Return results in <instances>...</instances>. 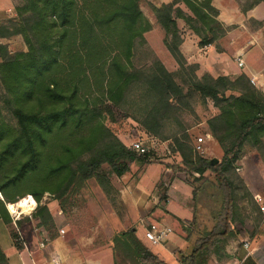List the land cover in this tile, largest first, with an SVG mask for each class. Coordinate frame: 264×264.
<instances>
[{
  "label": "trees",
  "instance_id": "1",
  "mask_svg": "<svg viewBox=\"0 0 264 264\" xmlns=\"http://www.w3.org/2000/svg\"><path fill=\"white\" fill-rule=\"evenodd\" d=\"M141 1L17 0L15 16L0 23V38L20 35L26 47L10 51L0 43V220L16 250L23 248L18 227L27 217L13 222L6 203L12 212L25 195L33 197L32 217L49 229L54 225L51 211L40 203L45 192L64 212L88 180L106 190L111 175H124L134 162L154 161L151 152L129 149L102 124L95 102L106 98L149 133L171 138L181 157L172 168L201 179L192 188L193 202L205 193L216 203L209 229L182 224L190 246L176 248L173 262L163 260L129 226L111 237L112 264H208L212 256L219 262L230 258L224 245L235 235L237 221L234 164L245 143L264 154V93L244 73L199 79L197 64L181 54L177 19L192 30L199 46L228 30L211 0L152 6L163 42L179 67L169 71L156 57L136 66L135 49L145 45L144 33L151 27ZM195 97L209 98L217 107L207 120L222 151L216 163L193 153L186 126L178 122L179 111ZM0 264H7L1 247Z\"/></svg>",
  "mask_w": 264,
  "mask_h": 264
},
{
  "label": "rangeland",
  "instance_id": "2",
  "mask_svg": "<svg viewBox=\"0 0 264 264\" xmlns=\"http://www.w3.org/2000/svg\"><path fill=\"white\" fill-rule=\"evenodd\" d=\"M169 1L171 0H142L140 2V9L149 20L151 27L144 33L145 45L139 46L137 50L135 49L133 61L136 66L149 65L152 59L156 57L167 70L175 71L178 69L177 61L163 42L164 30L159 25L153 12V7H159L162 3ZM254 1L244 0L241 4L242 9L247 4L254 3ZM13 2L15 5L17 0H13ZM178 4L184 10L186 9L181 2H178ZM260 22V25L258 24L259 22L254 23V28H260L264 24V20ZM176 23L182 36L181 44L186 40L191 44L194 43L198 49L209 45H212L216 50L219 48L218 40L208 45L199 46L198 38L192 30L181 19H177ZM0 43H5L10 51L26 49L20 35L0 38ZM183 57L187 63L197 64L198 68L195 70L197 78L202 79L204 74H210L207 71H203L199 63L192 59H186L184 55ZM240 61L241 59H237V64L243 65V63L240 64ZM210 75L213 77L220 76ZM95 107L101 111L99 119L102 124L110 129L124 145L127 146L131 140L135 139L144 141L148 145V151L151 152L154 161L147 164L134 162L130 165V170L124 175L120 177L111 175V185L106 189L107 191L94 180H88L74 198L73 204L67 205L64 212L58 207L54 196L45 192L40 203L49 205L51 207L50 211L54 212V214L58 210L61 211L57 214L58 219H60L58 225L56 226L54 223L52 227L45 229L37 225L32 214L31 216L22 214L20 219L22 217H27V219L22 220L21 224H26L32 220L31 228L37 235L39 245L41 242L45 245L48 239L52 238L51 236H61L64 239L65 245L63 246L65 247V256L67 258L76 260L80 257L85 259L93 257V259H100L104 263V259H107L104 252H111L110 240L113 233L133 226L131 223L126 225L125 219L129 218V216L120 199L119 190L124 191V189H132L133 186H140L147 195V201L151 206L148 207L146 215L141 218L140 224L136 227L138 233L141 232L142 226L147 225L149 222L165 223L164 221H167L168 223L165 224L169 225L172 230L163 244L175 238L179 244L178 247L183 244L189 247L190 241L184 240L186 232L183 230L182 224L184 223L185 226L193 224L192 226L195 228L209 229L213 224V211L216 210V203L209 199L205 193H200L198 201L193 202L192 188L199 186L201 179H194L198 177L197 174H189L172 168L180 161L181 157L171 138L161 139L149 133L137 121L133 120L130 115L122 111L120 107L113 105L106 98L95 102ZM216 113L217 107L211 99L206 98L202 101L199 97H195L190 99L188 108L181 112L179 111L178 122L186 126L185 131L189 135V141L187 142L192 147L194 154L218 160L222 155V151L215 138L209 132L207 125L208 118ZM205 134H208L205 152L199 153L194 148L195 139ZM234 166L233 171L238 177V179L234 180L237 221L234 224L235 235L229 238L224 245L225 252L230 258L225 262H219L212 256L208 264H240L242 259L251 257L252 251L264 243V154L245 143L241 150V155L235 161ZM162 193H165V200L161 198ZM22 197H18L16 201ZM19 206L22 208L20 210L21 213L27 211H23L24 206L22 204H19ZM169 211L175 212L177 217L171 215ZM153 212L158 213L163 219L158 217L155 220H150L149 217L153 216ZM0 225L3 227V232H0V245L4 249L3 251L9 254L8 245L10 238L1 220ZM60 229H63V233L59 232ZM244 243H247L246 247ZM161 245L151 246L154 251H159ZM160 256L168 263L173 262V254L169 252H161ZM260 258L264 261L263 251ZM56 259L58 260V258ZM250 263L251 258L247 259L246 264Z\"/></svg>",
  "mask_w": 264,
  "mask_h": 264
},
{
  "label": "crops",
  "instance_id": "3",
  "mask_svg": "<svg viewBox=\"0 0 264 264\" xmlns=\"http://www.w3.org/2000/svg\"><path fill=\"white\" fill-rule=\"evenodd\" d=\"M243 1L212 0V5L218 12L217 19L228 27L226 33L218 39L219 48L217 50L212 45L198 49L194 43L191 44L185 40L180 45V51L186 59H192L199 63L203 71H207L212 75L236 76L244 73L249 78H252L254 86L264 93V24L260 28H254L253 26L254 23L264 20V0L253 3L245 10L241 6ZM14 16L13 0H0V23L6 18ZM237 59H241L243 65H238ZM119 193L120 199L128 211L129 218L125 219L126 225L131 223L137 227L141 222V218L146 215V210L151 206L147 201V195L140 186H133L132 189L128 188V190L124 189V191L119 190ZM48 207L51 210L49 205ZM60 212L58 210L54 214L51 211L56 226L60 221L57 216ZM169 212L171 215L176 216L175 212ZM152 215L151 217H146H149L150 220H155L158 217L162 218L156 212H153ZM168 215L170 216V214ZM164 222L168 223L167 221ZM27 223L18 227L20 238L23 241V248L16 250L10 241L8 245L10 253L8 254L4 251L7 257V264H52L53 260L57 261V264H108V261L110 262L109 264H112L111 252H104L105 258H107L104 259V263L100 259H93V257L88 259L80 257L76 260L67 258L65 256V247L63 246L65 245L64 239L61 236H54L48 239V242L41 247L37 235L31 228L32 220ZM2 228L0 225V232H3ZM137 234L149 245L148 241L143 237V226L141 232L138 233L137 231ZM178 245L176 239L173 238L168 240L166 244H162L160 250L156 252L159 256L161 252L173 254ZM149 246L152 248L151 245ZM262 251L264 253V243L252 251L251 257L242 259L240 264H246L249 258H251L250 264L264 263L262 258H260Z\"/></svg>",
  "mask_w": 264,
  "mask_h": 264
},
{
  "label": "built area",
  "instance_id": "4",
  "mask_svg": "<svg viewBox=\"0 0 264 264\" xmlns=\"http://www.w3.org/2000/svg\"><path fill=\"white\" fill-rule=\"evenodd\" d=\"M240 64H242L241 61H240ZM249 80H250V83L254 85L253 79L249 78ZM206 138H208V134H205L203 136H198L195 139L194 148L199 153L205 152ZM127 147L137 153H143L149 150L148 145L144 141H141L140 139L131 140L127 144ZM16 203L17 202H14L13 204H16ZM36 205H37L36 201L30 196H27L26 206H29V209L26 212L21 213L20 210L11 212L8 209V203H6V208L8 209L10 217L12 218L13 222H15L21 218L22 214L31 216V214L35 211ZM171 230H172L171 227L165 223L149 222L147 225L143 226V237L145 240L148 241L150 245L163 244L168 239V236L170 235ZM59 232L63 233V229H60ZM40 246L41 247L44 246L43 242L40 243ZM244 246L246 247L247 243H244ZM53 264H57V261L53 260Z\"/></svg>",
  "mask_w": 264,
  "mask_h": 264
},
{
  "label": "bare ground",
  "instance_id": "5",
  "mask_svg": "<svg viewBox=\"0 0 264 264\" xmlns=\"http://www.w3.org/2000/svg\"><path fill=\"white\" fill-rule=\"evenodd\" d=\"M24 206V210L23 211H26L29 209V206H26V201L22 204ZM8 206H9V203H8ZM27 207V208H26ZM9 209V207H8ZM11 209H12V212H15L16 210H22V208H20L19 205H12L11 206ZM10 211V210H9Z\"/></svg>",
  "mask_w": 264,
  "mask_h": 264
},
{
  "label": "water",
  "instance_id": "6",
  "mask_svg": "<svg viewBox=\"0 0 264 264\" xmlns=\"http://www.w3.org/2000/svg\"><path fill=\"white\" fill-rule=\"evenodd\" d=\"M211 162H212V163H216V162H217V159H216V158H212V159H211Z\"/></svg>",
  "mask_w": 264,
  "mask_h": 264
}]
</instances>
